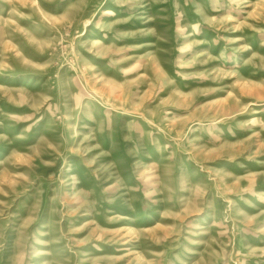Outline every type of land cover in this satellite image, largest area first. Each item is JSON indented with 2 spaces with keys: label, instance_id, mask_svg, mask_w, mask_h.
Here are the masks:
<instances>
[{
  "label": "rangeland",
  "instance_id": "obj_1",
  "mask_svg": "<svg viewBox=\"0 0 264 264\" xmlns=\"http://www.w3.org/2000/svg\"><path fill=\"white\" fill-rule=\"evenodd\" d=\"M0 264H264V0H0Z\"/></svg>",
  "mask_w": 264,
  "mask_h": 264
}]
</instances>
